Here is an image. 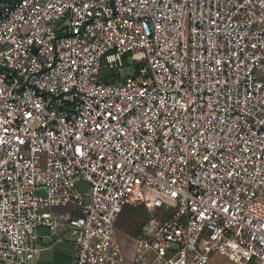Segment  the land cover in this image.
<instances>
[{
    "label": "built area",
    "instance_id": "2783aa9c",
    "mask_svg": "<svg viewBox=\"0 0 264 264\" xmlns=\"http://www.w3.org/2000/svg\"><path fill=\"white\" fill-rule=\"evenodd\" d=\"M260 197L264 0H0V264L60 219L73 264H126L127 205L163 211L135 263L264 264Z\"/></svg>",
    "mask_w": 264,
    "mask_h": 264
},
{
    "label": "crops",
    "instance_id": "0c3cea01",
    "mask_svg": "<svg viewBox=\"0 0 264 264\" xmlns=\"http://www.w3.org/2000/svg\"><path fill=\"white\" fill-rule=\"evenodd\" d=\"M86 183H81L80 188L86 187ZM45 195V190L39 191ZM132 208V222L125 221L127 212ZM157 211V210H155ZM155 211H150L144 206L127 205L121 212L118 221L116 223V239L121 246L123 259L126 264H138L134 261V253L136 249L135 240L139 236L143 225ZM158 216L163 215L162 210H158ZM70 212L73 215H77L73 207H58L53 210L54 216L59 219L64 213ZM169 216V215H167ZM166 216V217H167ZM141 221V223H139ZM119 222L121 223L119 227ZM135 228L136 231L132 232L129 226ZM135 225V226H133ZM127 227V228H126ZM37 249L38 252L32 264H73L75 260L76 250V232L70 224L60 219L57 233L52 235L51 230L46 226H40L37 228ZM217 258L219 260L226 261L227 264H235L223 255L214 254L211 258ZM210 261V264H211ZM225 264V263H224Z\"/></svg>",
    "mask_w": 264,
    "mask_h": 264
},
{
    "label": "rangeland",
    "instance_id": "374dc122",
    "mask_svg": "<svg viewBox=\"0 0 264 264\" xmlns=\"http://www.w3.org/2000/svg\"><path fill=\"white\" fill-rule=\"evenodd\" d=\"M125 66H126V74H127V76H131V75H133L134 73H135V71H136V66L134 65V63L131 61V59L130 58H128V59H126V64H125ZM106 73H110L109 71H107ZM260 200L261 201H263L264 202V197H260ZM132 208L127 212V214H126V216H125V221L126 222H129L130 220H131V222H132ZM155 214H159V211L157 210V211H155ZM139 223H141V221H139ZM120 225H121V223L119 222V227H120ZM133 226H135V225H133ZM138 226V225H137ZM136 226V227H137ZM136 227L135 228H133V227H131V225L129 226V228L128 229H130L132 232H134V231H136L137 229H136ZM127 228V227H126ZM227 264V262L226 261H223V260H219V259H217V258H214V259H212V261H211V264Z\"/></svg>",
    "mask_w": 264,
    "mask_h": 264
}]
</instances>
